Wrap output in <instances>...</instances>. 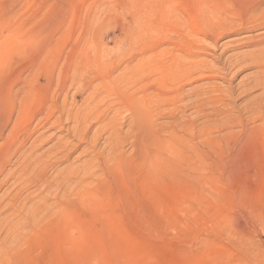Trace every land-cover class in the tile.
<instances>
[{"label": "rangeland", "instance_id": "374dc122", "mask_svg": "<svg viewBox=\"0 0 264 264\" xmlns=\"http://www.w3.org/2000/svg\"><path fill=\"white\" fill-rule=\"evenodd\" d=\"M209 1L0 0V122L9 117L4 135L16 123L20 130L26 129L25 117L18 120L21 105V115L31 114L53 100L61 71L68 66L89 67L93 74L87 72L91 77H84L86 82L101 66L117 68L116 76L151 57L155 71L150 76L157 87L153 90L152 117L157 121L153 120L151 130L154 160L149 175L139 167L142 156L138 146L134 148L139 136L130 132V113L121 106H117V117L122 122V139L114 153L119 168L107 171V176L97 171L82 185H78L82 169L93 153L89 142L79 143L68 135L72 122L64 116L51 119L45 127L38 122L30 126L26 145L41 137L40 154L52 150L64 136L74 144L70 149L76 145L69 158L51 167L48 176L57 179L67 168L78 174L68 184L63 186L62 179L41 194L55 208L54 218L69 209L72 239H65L64 232L54 231L50 224L37 235V226L26 223L22 226L27 244L22 264H264V120L247 116V110L262 98V90L253 86L259 72L251 63L237 71L238 67L235 70L225 61L252 50L245 35H258L264 29L240 35L237 38L245 37L234 44L229 36L212 42L199 33L205 30ZM186 43H192L188 51H199L197 58L186 57ZM85 58L90 61L84 63ZM181 58L198 60L200 66L187 78L178 79L174 65ZM83 85L70 86L68 108L82 111L86 105L88 93ZM166 85L181 87L183 101L165 105L161 98ZM50 86L52 91L47 93ZM195 91L205 103L199 119L192 108H186L193 104ZM109 100L115 102L109 98L105 105ZM224 100L231 101L237 115L221 127L217 111H226ZM196 120L204 126V136L194 149L185 143L181 147L175 134L185 135L181 125ZM105 122L93 119L92 132ZM100 136L97 149L107 154L108 134L103 130ZM15 165L12 159L7 169ZM9 185L0 188V195ZM27 186V193L36 189ZM51 194H58L63 206L53 207ZM4 264L19 263L10 258Z\"/></svg>", "mask_w": 264, "mask_h": 264}, {"label": "bare ground", "instance_id": "6f19581e", "mask_svg": "<svg viewBox=\"0 0 264 264\" xmlns=\"http://www.w3.org/2000/svg\"><path fill=\"white\" fill-rule=\"evenodd\" d=\"M208 5H210V7L207 11L208 15L205 17L204 21L205 30L199 31L202 36L204 35L211 39L214 43H217L218 40L224 36H229L232 37L229 39L232 41V44L237 42V39L248 36L246 42L252 50L246 53L243 52L244 54L238 56L235 60L230 54L231 56L225 58V61L231 67H235V70L238 67L237 71L242 68L241 65L243 66L247 63H251V66L252 64L255 65V69H258V71H256L259 73L258 75L256 74L257 77L254 78L253 86L254 88H260L262 90V95H260L262 98L257 104H254V107L247 110V116L251 119L262 118L264 120V32L259 33L258 35H245L237 38L240 35L264 29V0H210ZM201 13L202 12H200V14ZM196 39L198 38L196 37ZM216 45L217 44H215V46ZM227 45L228 44H226V46ZM188 48H192V43H186L184 49V52L187 50L186 54L184 53L187 55L186 57L197 58L199 51H188ZM150 58L147 57L145 60L138 61L135 65L122 69L116 76H114V73L117 71V68H103V66H101L104 70L101 69L96 72L95 75L86 82L84 81V77H91L87 72L93 74L89 67L81 66L78 68H72L71 66H68L65 70L61 71L60 81L53 90V100L46 107L39 112L31 114L25 112L22 115V105L19 107L18 120H21L23 116L25 117V120H27V122H24L26 125L24 131L20 130L16 123L9 133L4 135V130L9 121V117L1 118L0 139H3V142L0 145V188L7 184L10 185L9 188H7L6 191L4 190L5 192L0 195V264H4L5 261L8 262L10 258L16 259L19 264L23 263L22 258L25 256V252H23L24 250L22 251V249L26 247L27 244L24 246L26 238L23 236L22 226H26V223H31L29 227L34 226L36 228L37 226V230L32 227L34 231H37L35 232L37 235L41 234L46 224H50L49 227L54 229V231L64 232L65 239H69V241L72 239V237H70L72 234L69 233L73 226L69 209L67 210L68 212L62 215V217L59 216L54 218L52 215L55 214V212H53V209L55 208L49 207V205H47V200L42 197L41 194L48 188L52 187L54 183H59L62 179L64 181L63 186L68 184L72 179V176L74 178V176L78 174L75 170L70 171V169L67 168L57 179H52V177L48 176L49 170L52 169L51 167L62 158H69L71 151L76 145L70 149L69 146L74 144L64 136L58 139V143H56V146L52 150H47L40 154L37 149L42 143L41 137H35L30 145H26L31 136V134L28 133L30 126H33L34 124L36 126L38 122L39 126L41 125L45 127L51 119H60L64 116L67 121L72 122V124L67 127L68 135L75 137L79 143L82 140L89 142L93 153V157L85 163L82 169L83 174L79 178L80 182H78V185H82V183H85L87 177L88 179L93 178L97 174V171H102L101 173L105 172L107 176V171L110 170L111 173H114L117 171L116 169L119 168V158H117L114 153H117L116 151L119 147L118 141L119 139H122L120 137L122 122L119 121L118 123L117 117V113L119 112L117 106H121L123 110L127 109L130 113L128 124L130 132H134V134L136 133L139 136V142H135L134 147L136 148L138 146L140 155L142 156L139 167L142 170L144 169L147 175L152 172V163L154 160L152 144H154V139L151 135V130L153 123H155L153 120L156 119H153L152 117L154 115L153 107L155 99L153 98V90L155 86L154 78L150 76L151 73H154L155 68L150 65ZM215 60L218 59L216 58ZM86 61L88 62L90 59L85 58L84 63H86ZM95 65L94 68L97 67ZM199 66L198 60L181 58V60H178L177 62L175 61L174 68L176 74H178V79H180L187 78L189 75L193 74V72L199 69ZM81 71L85 72L80 74L79 72ZM70 74L71 79L69 80ZM222 79H224V77ZM69 81L70 83L68 84ZM81 82L84 83L83 87L86 84L85 89L88 93V101L82 108V111L80 109L74 110V108H68L69 99L67 96L70 86ZM130 85H133V88L131 91H127ZM155 89L157 90V87ZM243 89L241 90L242 92ZM51 91L52 89L50 86L47 93H50ZM246 91H248V89ZM251 91H253V89ZM157 92L158 94L160 93L159 91ZM183 97L184 93L181 87L166 85L161 101H163L165 105L175 106L177 102L183 101ZM109 98H114L115 102L109 100L105 105L104 101ZM254 103H256V101ZM222 104L226 108V111L225 109H222L221 112L217 111L222 118V122L218 123L221 124V127L230 124L237 115V112L234 111L235 107L230 100H224ZM204 107V98L200 96L199 91H195V100L193 104L186 108H192L197 119H199L203 116ZM107 111L112 114L111 117H108L109 113L106 115ZM38 116H40V118H38ZM93 119H96L98 124L105 122L106 119L108 121L102 125H98L99 128L92 132V130L95 129L92 127ZM208 124L211 126V123ZM203 127L202 123H199L197 120L194 123L187 121L185 124L181 125L185 135L179 136L178 134H175L177 138L179 137L181 141H183H179L181 147L182 144L185 143L187 147L194 149L196 141L204 136ZM61 128H64V126L62 125ZM103 130L108 134L105 139V146L108 147L107 154L98 151L96 145ZM90 134L91 136L93 135L95 140L91 138ZM12 159H15L16 165L7 169V166ZM112 161L113 163L109 164ZM27 185H34L36 188L35 191L27 193L25 190V187H28ZM59 185L60 184H58V186ZM51 195L53 196L52 203L55 204L53 207L63 204L61 203L62 200L61 202L58 201L60 200L58 194ZM47 220L48 222L45 223ZM56 226L58 227L57 229L54 228ZM10 253H13L15 257L11 256ZM18 254H20V259L17 257Z\"/></svg>", "mask_w": 264, "mask_h": 264}]
</instances>
